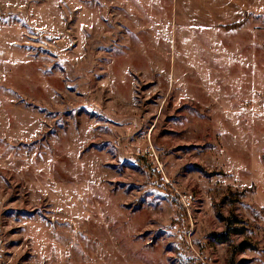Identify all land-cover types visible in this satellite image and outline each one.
I'll list each match as a JSON object with an SVG mask.
<instances>
[{
	"label": "rangeland",
	"instance_id": "374dc122",
	"mask_svg": "<svg viewBox=\"0 0 264 264\" xmlns=\"http://www.w3.org/2000/svg\"><path fill=\"white\" fill-rule=\"evenodd\" d=\"M0 264H264V0H0Z\"/></svg>",
	"mask_w": 264,
	"mask_h": 264
},
{
	"label": "crops",
	"instance_id": "0c3cea01",
	"mask_svg": "<svg viewBox=\"0 0 264 264\" xmlns=\"http://www.w3.org/2000/svg\"><path fill=\"white\" fill-rule=\"evenodd\" d=\"M241 15H244V19L243 20H245L246 19V17H248V19L251 21V22H255V18H256V16H258V14H257V12L256 11H254V9H252V8H244L242 11H241V13H240ZM234 25V23L232 22L230 25H228V27H231V26H233ZM240 27H242L241 25L240 26H237V28H240ZM251 30H253L252 28H251Z\"/></svg>",
	"mask_w": 264,
	"mask_h": 264
},
{
	"label": "trees",
	"instance_id": "16d2710c",
	"mask_svg": "<svg viewBox=\"0 0 264 264\" xmlns=\"http://www.w3.org/2000/svg\"><path fill=\"white\" fill-rule=\"evenodd\" d=\"M235 230H233L232 232H234ZM227 232H229V229L227 230ZM243 246H245L244 244L243 245H241L240 247L242 248Z\"/></svg>",
	"mask_w": 264,
	"mask_h": 264
}]
</instances>
